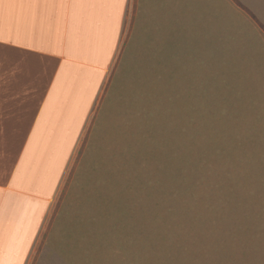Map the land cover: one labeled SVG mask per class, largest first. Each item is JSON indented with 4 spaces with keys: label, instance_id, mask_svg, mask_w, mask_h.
<instances>
[{
    "label": "rangeland",
    "instance_id": "374dc122",
    "mask_svg": "<svg viewBox=\"0 0 264 264\" xmlns=\"http://www.w3.org/2000/svg\"><path fill=\"white\" fill-rule=\"evenodd\" d=\"M99 103L101 145L88 162L102 167L94 181L105 182L106 205L96 211L94 182L84 192L67 186L85 165L78 152ZM187 139L213 149L223 189L261 223L258 240L252 230L240 244L236 231H206L175 201L169 179ZM201 181L198 196H213L201 185L216 177ZM59 199L67 214L51 228ZM249 241L262 243L264 259V0H131L119 54L29 264H257L243 254Z\"/></svg>",
    "mask_w": 264,
    "mask_h": 264
},
{
    "label": "crops",
    "instance_id": "0c3cea01",
    "mask_svg": "<svg viewBox=\"0 0 264 264\" xmlns=\"http://www.w3.org/2000/svg\"><path fill=\"white\" fill-rule=\"evenodd\" d=\"M130 3L0 0V264L30 263Z\"/></svg>",
    "mask_w": 264,
    "mask_h": 264
},
{
    "label": "trees",
    "instance_id": "16d2710c",
    "mask_svg": "<svg viewBox=\"0 0 264 264\" xmlns=\"http://www.w3.org/2000/svg\"><path fill=\"white\" fill-rule=\"evenodd\" d=\"M150 94H152V92H150ZM151 96H150V101H151ZM106 100H109L108 97L107 98L104 97L102 104ZM102 107L103 106L99 103L95 112V118H92L91 121V128L89 127L86 133L87 137H85V139L83 140L81 148L78 152L77 160L79 158L81 160L85 159V162L83 163L85 165L84 166L77 165L72 168L71 174L73 171L74 178L73 179L71 178L72 182L70 184V187L67 186L68 189L67 192L73 186L77 188V191L84 192L87 185L91 182H94L96 185H94L91 191L93 192L95 190V192L91 193L88 199L90 198L94 199L92 203L95 207H97L96 211L102 210L106 205V200H104L100 194L104 187L105 182L94 181L95 175H97L98 173L101 174V176L103 175L102 173L99 172V170L102 169V167L99 169L90 168L89 167L90 162H88V159H91L94 148L97 146H99L100 148L101 145V141L94 142L93 137L95 136L94 120L98 118L99 116L98 112L101 110ZM201 118H203L202 115ZM167 128L169 129L168 125ZM183 146H184V150L182 156L178 154L179 156L177 155L174 158L175 160L173 165V171L170 174V179H169L170 186L171 188L174 187L177 195V198L175 197V201L180 200L181 203L186 205L185 209L188 211L189 216L197 217L198 219L199 218L203 219L202 221L207 224L206 226H209V227L205 226L206 231L214 230L217 231V233L221 236H226L232 234V231H236V233H239L241 236L237 239L238 244H240L241 238L243 239V237L248 236L249 231L252 230L251 234L258 235L256 239L258 240L260 238V233H262L261 223L251 222L249 220L246 207L233 202L234 200L232 199L231 196L232 194L230 189L229 190L226 188L223 189V186L220 184V182H222L221 180L222 174L217 172L219 168H217V164H216L217 160L213 153V149L209 148L207 144H205L204 148H202L201 143L199 142V140L196 139H187L183 144ZM98 151L99 153L102 152L100 149H98ZM211 152L214 155L213 157H210L208 155V153ZM206 174H209V177L211 176L216 177V181L212 183L211 182L206 184L204 183L201 185L203 186V188L209 189V191L211 190L213 196L209 194L206 195L204 198L203 197L200 198L198 196L199 189L197 188V184L199 182H202L201 181L202 176ZM75 177H76V181H75ZM65 190L66 187L63 189L61 193L63 194V197L65 194ZM60 200L61 199H59V203L57 204L56 212L53 215L54 219L53 220L51 219L50 221L51 228L53 227L54 223L58 222L62 214L63 216L67 214L68 203L61 206ZM195 213L197 216H193V214ZM219 220H220L219 228H216L217 225L216 223L219 222ZM254 224L256 226H254ZM190 229L191 231H193V234L197 232L196 229H194V226H192ZM65 238H68V236H66ZM261 244L262 243L259 241L258 243H254L253 241V244L251 245V242L249 241L247 243L248 245L247 247L242 246L243 248L242 250L244 251L243 254L245 255L248 251L250 252L251 254L250 257L253 258L254 262H256L257 264H264V259L262 258L263 255L257 249L258 246H260ZM224 247L226 249L225 245ZM207 260H209V263H211L209 257H207ZM251 263H252V259H251ZM251 263L246 261V264H251Z\"/></svg>",
    "mask_w": 264,
    "mask_h": 264
}]
</instances>
